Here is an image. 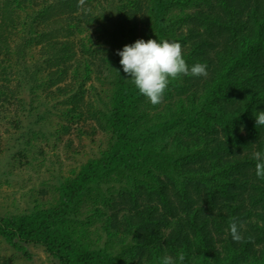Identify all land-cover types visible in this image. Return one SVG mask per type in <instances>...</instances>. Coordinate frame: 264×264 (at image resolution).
<instances>
[{
    "label": "trees",
    "instance_id": "obj_1",
    "mask_svg": "<svg viewBox=\"0 0 264 264\" xmlns=\"http://www.w3.org/2000/svg\"><path fill=\"white\" fill-rule=\"evenodd\" d=\"M78 5L0 0V188L23 190L0 210V264H158L182 250L183 264H264V0ZM141 39L180 43L207 78L172 82L153 107L116 54Z\"/></svg>",
    "mask_w": 264,
    "mask_h": 264
},
{
    "label": "clouds",
    "instance_id": "obj_2",
    "mask_svg": "<svg viewBox=\"0 0 264 264\" xmlns=\"http://www.w3.org/2000/svg\"><path fill=\"white\" fill-rule=\"evenodd\" d=\"M84 0H79L83 5ZM78 5V6H79ZM121 59L123 72L130 77L131 83L139 94L146 98L153 107L163 102L169 85L182 77L207 78V64L195 63L189 66L182 55V46L178 42L164 40H137L132 45L124 46L116 53ZM256 127L264 126V111L253 113ZM255 163V174L258 179L264 180V153L254 152L252 157ZM243 223L232 218L229 224L233 242L240 243L243 239L241 229ZM186 253L182 250L173 258L164 255L158 264H183Z\"/></svg>",
    "mask_w": 264,
    "mask_h": 264
},
{
    "label": "rangeland",
    "instance_id": "obj_3",
    "mask_svg": "<svg viewBox=\"0 0 264 264\" xmlns=\"http://www.w3.org/2000/svg\"><path fill=\"white\" fill-rule=\"evenodd\" d=\"M68 164L69 162H65V164ZM48 164V163H47ZM45 167L41 168L40 171L37 173L30 172L31 179L29 180V184H35L37 181H39L41 178L47 176V174L44 173ZM65 169V168H64ZM64 169H62L64 171ZM36 174L38 177H36ZM16 178L12 179V181H15ZM16 186V185H15ZM23 190H20L16 187L11 186H5L3 185L0 188V210L6 211V210H12L15 206H23V200H21L20 195L22 194ZM13 203V204H12ZM36 253L40 256V259L43 260L44 256L40 251H36Z\"/></svg>",
    "mask_w": 264,
    "mask_h": 264
}]
</instances>
